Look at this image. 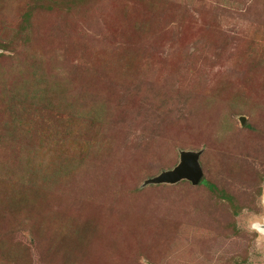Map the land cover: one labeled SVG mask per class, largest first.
I'll return each mask as SVG.
<instances>
[{
    "label": "rangeland",
    "instance_id": "374dc122",
    "mask_svg": "<svg viewBox=\"0 0 264 264\" xmlns=\"http://www.w3.org/2000/svg\"><path fill=\"white\" fill-rule=\"evenodd\" d=\"M263 197L264 0H0V264H264Z\"/></svg>",
    "mask_w": 264,
    "mask_h": 264
},
{
    "label": "water",
    "instance_id": "95a60500",
    "mask_svg": "<svg viewBox=\"0 0 264 264\" xmlns=\"http://www.w3.org/2000/svg\"><path fill=\"white\" fill-rule=\"evenodd\" d=\"M240 122H245V117L240 116ZM202 150H181L179 152V162L173 168L163 170L157 176L149 178L145 183L150 184H176L179 181L187 180L193 185H197L203 176L200 156ZM264 201V197H263ZM256 228L264 231V221L262 224H255ZM261 232V231H260Z\"/></svg>",
    "mask_w": 264,
    "mask_h": 264
},
{
    "label": "trees",
    "instance_id": "16d2710c",
    "mask_svg": "<svg viewBox=\"0 0 264 264\" xmlns=\"http://www.w3.org/2000/svg\"><path fill=\"white\" fill-rule=\"evenodd\" d=\"M27 21H28V17H26V22ZM200 183L201 184H205L210 191H213V192H215V191L218 192L219 191L218 192L219 194L223 193V190L218 189V187L214 183H212L210 181H207L204 177H202Z\"/></svg>",
    "mask_w": 264,
    "mask_h": 264
},
{
    "label": "bare ground",
    "instance_id": "6f19581e",
    "mask_svg": "<svg viewBox=\"0 0 264 264\" xmlns=\"http://www.w3.org/2000/svg\"><path fill=\"white\" fill-rule=\"evenodd\" d=\"M262 233H264V231L263 230H260Z\"/></svg>",
    "mask_w": 264,
    "mask_h": 264
}]
</instances>
